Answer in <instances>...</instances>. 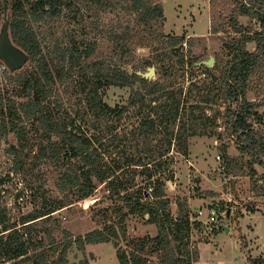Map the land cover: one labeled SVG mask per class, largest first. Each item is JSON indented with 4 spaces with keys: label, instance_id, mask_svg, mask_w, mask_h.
Wrapping results in <instances>:
<instances>
[{
    "label": "trees",
    "instance_id": "16d2710c",
    "mask_svg": "<svg viewBox=\"0 0 264 264\" xmlns=\"http://www.w3.org/2000/svg\"><path fill=\"white\" fill-rule=\"evenodd\" d=\"M228 1L232 8L226 25L211 27L213 34L227 36L220 51L213 53V65L207 67L197 64L208 58L205 50H193L195 41H205L203 37L163 32L160 0H11L9 35L28 53L32 64L25 72L10 74L1 63L2 74L14 84L11 89L0 88V138L13 132L17 139L6 150L13 155L11 171L25 170L27 174L53 165L58 171L54 178L57 189L70 191L77 199L88 198L103 184L107 197L113 199L115 217L107 215L106 209L108 219L101 227L73 235L60 222L47 226L56 210L73 203L67 195L21 216L20 222H6L2 208L0 264H75L68 259L74 249L83 251L86 245L108 242L117 246V240L127 233L130 216L155 224L157 234L129 240L127 248H117L119 264H193L199 255L190 242L189 213H172L165 180L155 176L152 165L160 166L158 159L172 145L185 154L187 137L206 134L208 126L215 129L218 117L246 160L256 195L264 198V111L257 100L248 97L251 81L264 73V0ZM82 2L88 13L73 15L81 32L55 38L51 49L46 48L34 25L53 23L68 15L63 12L66 7L70 12V5ZM0 8L6 9V2L0 1ZM240 16L249 22L243 24ZM138 46L149 47L152 56L133 67ZM147 66L156 68L157 78L136 73ZM197 78L203 80L198 84ZM178 80L188 81L186 92L183 86L173 88ZM61 84H66V94L73 88L78 91L80 105L73 113L56 112L55 106L62 107L59 97L50 106L49 97ZM109 86L130 90L119 110L104 100ZM14 95L25 98L15 101ZM213 105L216 107L211 108ZM130 108L138 124L129 140L116 126L123 110ZM29 131L37 139L32 143V166L22 155L31 151ZM159 132L164 134L165 147L155 156L147 143ZM115 147L118 152L112 157ZM220 150L227 159V146ZM254 165L260 167V173ZM3 182L0 177V185ZM56 229L63 234L62 240L53 234ZM153 253L158 256L156 263L150 262ZM247 264H264V257H248Z\"/></svg>",
    "mask_w": 264,
    "mask_h": 264
},
{
    "label": "rangeland",
    "instance_id": "374dc122",
    "mask_svg": "<svg viewBox=\"0 0 264 264\" xmlns=\"http://www.w3.org/2000/svg\"><path fill=\"white\" fill-rule=\"evenodd\" d=\"M0 1L6 2V9L0 8L1 26L5 13L11 16L12 12L9 8L11 0ZM160 2L163 10L162 30L164 33L184 34L192 38L203 37L205 41H195L193 50L197 52L205 50L204 57L209 58L213 56V53L220 51L221 44L227 35L223 32L213 34L211 27L219 26L221 23L226 25V17L232 8L228 0H160ZM82 3L70 5V8L72 7L70 12H67L66 7L63 12L68 15L53 23L34 25L46 48L51 49L55 38H65L70 32H81V25L74 22L73 15L74 13H77L76 15L88 13L85 9L86 5ZM78 6L81 8L79 12L77 11ZM239 21L247 24L249 19L240 16ZM150 56L152 53L149 47L138 46L131 65L135 67ZM1 63L3 64L0 60V88L2 90L11 89L14 84L2 74ZM148 67L150 66L140 71L145 72ZM31 68L32 64L28 60L20 69L9 72L18 74ZM157 77L158 73L155 68L154 79ZM73 78L75 81L80 80L79 77ZM200 80L203 79H196L198 84ZM187 84V80H178L173 88L183 86L186 92ZM65 85H58L54 94L49 97L52 100L51 107L56 104L54 98L61 99L62 107L57 109L55 106L59 114L64 110H67V113H73L72 110L80 105L77 89L73 88L72 93L66 94ZM250 85L248 97L257 100L261 104L260 111H264V73L261 77L253 79ZM129 94L128 87L109 86L104 100L111 108L119 110L126 104ZM11 98L19 101L25 97L14 95ZM215 107L216 105H213L211 108ZM207 108V114L211 115V108ZM142 111L146 114L147 107H144ZM151 117L153 118L154 115ZM120 120L116 130L121 135L128 136L129 140L132 139L130 132L138 124L133 110L131 108L123 110ZM216 124L215 129L208 126L206 134L187 137L185 141L187 143L183 147L185 154L177 151L175 145H172L170 152L158 159L161 165L157 167L152 165V169L155 171V176H160L165 180V190L170 200L172 213L184 210L189 213L190 242L197 248L199 255L198 260L193 264H247L248 257H264V198L256 195L246 160L240 157L233 141L224 132L220 117ZM29 133L31 138L28 147H31V151L25 150L27 155H22L27 165L32 166V143L35 144L37 139L35 133L32 134V131ZM105 139L108 140L107 137ZM150 139L147 145L157 156L165 147L164 134L159 132ZM16 143L17 139L13 132L5 138H0V177L4 178V182L0 185V210L5 209L6 222H20L21 216L37 209L40 210L44 206H50L54 199L65 198L66 195L73 203L56 210L53 219L47 221L49 222L48 228L53 226L52 222H60L62 228L76 235L95 227H101L108 219L107 215L115 217L111 210L113 199L107 197L108 192L104 190L103 184H100L88 198L77 199L70 191L62 192L57 189L54 178L58 171L53 165L45 167L40 172L31 170L27 174L25 170L18 174L11 171L13 155L7 153L6 150L10 144ZM221 146H227L225 151L227 159L223 157ZM117 152L118 149L113 148L112 157L116 156ZM226 168L230 172L226 171ZM254 168L259 173L261 172L258 165H254ZM142 178L144 176H141ZM194 206L202 210L203 215L199 216ZM211 209L215 210L216 220L211 223L212 229L210 230L204 222L207 212ZM126 222L127 233L125 237L122 236L117 240V246L112 242L89 244L83 251L72 250L68 255L69 261L75 264H119L116 257L117 248H127L126 244L129 240L144 236L152 237L157 234L155 224L148 223L139 216H130ZM1 228L0 223V230ZM53 234L57 240L63 239V234L59 229H56ZM40 236H44V231L40 232ZM48 241L49 239L46 238L45 243ZM54 256L51 255L50 258ZM149 258L152 263L158 261L156 253L149 255ZM7 264H13V261H8Z\"/></svg>",
    "mask_w": 264,
    "mask_h": 264
},
{
    "label": "water",
    "instance_id": "95a60500",
    "mask_svg": "<svg viewBox=\"0 0 264 264\" xmlns=\"http://www.w3.org/2000/svg\"><path fill=\"white\" fill-rule=\"evenodd\" d=\"M9 23H10V14L5 13L3 16V22L0 26V60L3 62L4 66L10 71L14 72L28 61L29 55L19 46L14 44L9 35ZM214 63V57L209 56L207 60H202L198 62V65H205L211 67ZM128 72L131 70L127 68ZM136 73L147 79H154L155 77V67H148L147 71H136ZM36 94V90H34ZM196 209V207H195Z\"/></svg>",
    "mask_w": 264,
    "mask_h": 264
},
{
    "label": "built area",
    "instance_id": "2783aa9c",
    "mask_svg": "<svg viewBox=\"0 0 264 264\" xmlns=\"http://www.w3.org/2000/svg\"><path fill=\"white\" fill-rule=\"evenodd\" d=\"M219 157V156H217ZM196 213L201 216L203 215V211L200 210L199 208H196ZM216 220V213H215V210L214 209H211L207 212V215H206V220L204 222V224H206V227H208V229H212V226H211V223L214 222Z\"/></svg>",
    "mask_w": 264,
    "mask_h": 264
},
{
    "label": "crops",
    "instance_id": "0c3cea01",
    "mask_svg": "<svg viewBox=\"0 0 264 264\" xmlns=\"http://www.w3.org/2000/svg\"><path fill=\"white\" fill-rule=\"evenodd\" d=\"M194 207L198 208L197 206H194Z\"/></svg>",
    "mask_w": 264,
    "mask_h": 264
}]
</instances>
